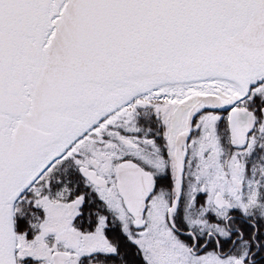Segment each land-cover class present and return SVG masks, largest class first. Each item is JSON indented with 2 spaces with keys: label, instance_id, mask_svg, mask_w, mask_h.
<instances>
[{
  "label": "snow or ice",
  "instance_id": "obj_1",
  "mask_svg": "<svg viewBox=\"0 0 264 264\" xmlns=\"http://www.w3.org/2000/svg\"><path fill=\"white\" fill-rule=\"evenodd\" d=\"M0 264H264V0H0Z\"/></svg>",
  "mask_w": 264,
  "mask_h": 264
}]
</instances>
